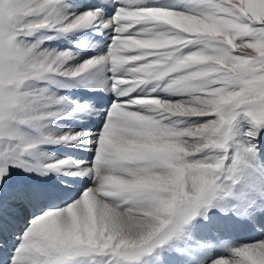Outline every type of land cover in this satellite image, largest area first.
Listing matches in <instances>:
<instances>
[{
	"label": "snow or ice",
	"instance_id": "6c2138e0",
	"mask_svg": "<svg viewBox=\"0 0 264 264\" xmlns=\"http://www.w3.org/2000/svg\"><path fill=\"white\" fill-rule=\"evenodd\" d=\"M0 264H264V0H0Z\"/></svg>",
	"mask_w": 264,
	"mask_h": 264
}]
</instances>
